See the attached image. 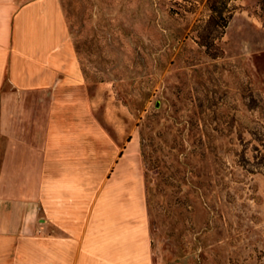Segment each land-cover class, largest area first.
Returning a JSON list of instances; mask_svg holds the SVG:
<instances>
[{
    "label": "rangeland",
    "instance_id": "rangeland-1",
    "mask_svg": "<svg viewBox=\"0 0 264 264\" xmlns=\"http://www.w3.org/2000/svg\"><path fill=\"white\" fill-rule=\"evenodd\" d=\"M59 1L78 47L79 74H65L80 79L62 89L75 98L58 106L75 125V181L99 187L129 142L122 162L145 189L140 132L154 136L152 264H264V169L248 170L264 139L257 0L229 1L216 58L197 43L206 0Z\"/></svg>",
    "mask_w": 264,
    "mask_h": 264
},
{
    "label": "crops",
    "instance_id": "crops-1",
    "mask_svg": "<svg viewBox=\"0 0 264 264\" xmlns=\"http://www.w3.org/2000/svg\"><path fill=\"white\" fill-rule=\"evenodd\" d=\"M78 68L59 0H0V264H152L129 142L99 187L75 181V125L58 106Z\"/></svg>",
    "mask_w": 264,
    "mask_h": 264
},
{
    "label": "trees",
    "instance_id": "trees-1",
    "mask_svg": "<svg viewBox=\"0 0 264 264\" xmlns=\"http://www.w3.org/2000/svg\"><path fill=\"white\" fill-rule=\"evenodd\" d=\"M230 0H206V4L210 11L209 16L198 31H197V43L204 48L205 53L216 58L220 54V48L217 45V41L223 36L225 29L232 17L233 12L229 8ZM258 10L255 11L257 18L264 23V0H257ZM74 48L78 51L77 44L74 41ZM144 137L140 132V148L141 156L144 167L145 178V192L147 197L148 207L152 206V189L154 186V175L163 172L160 165V157L158 152L161 150V145L156 141L154 136ZM262 148L255 145L254 152L252 154L253 162L251 165L253 168L248 169L254 171L257 168L264 169V139H259ZM245 157V155H243Z\"/></svg>",
    "mask_w": 264,
    "mask_h": 264
}]
</instances>
